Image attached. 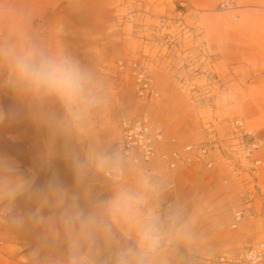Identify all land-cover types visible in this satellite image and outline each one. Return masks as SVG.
Returning <instances> with one entry per match:
<instances>
[{
	"label": "rangeland",
	"instance_id": "obj_1",
	"mask_svg": "<svg viewBox=\"0 0 264 264\" xmlns=\"http://www.w3.org/2000/svg\"><path fill=\"white\" fill-rule=\"evenodd\" d=\"M20 34L78 60L101 102L73 120L55 98L20 90L0 61V109L16 114L0 124V154L40 193L0 202V264H117L137 247L134 232L113 224L110 237L88 238L64 217L97 212L118 184L140 189L142 212L159 222L152 264H264V0H0V43ZM136 75L159 96L139 94ZM144 114L169 137L207 145L212 165L131 162L120 119ZM247 132L261 165L242 155ZM97 153L119 156L122 176L98 168Z\"/></svg>",
	"mask_w": 264,
	"mask_h": 264
},
{
	"label": "clouds",
	"instance_id": "obj_2",
	"mask_svg": "<svg viewBox=\"0 0 264 264\" xmlns=\"http://www.w3.org/2000/svg\"><path fill=\"white\" fill-rule=\"evenodd\" d=\"M0 61L7 64L9 74L20 90L36 98H55L73 120L85 118L101 102L95 77L85 66L70 55L46 52L28 43L22 34L10 43H0ZM15 119L14 111L0 109V124ZM94 159L98 168L122 176L119 156L97 153ZM149 183L145 178L142 186L147 187ZM48 190L58 192L59 186L51 181ZM27 193H33L32 179L23 173L13 157L0 154V202L12 204ZM144 203L140 189L118 184L101 209L88 215L78 209L69 211L64 217L65 224L88 238L97 233L110 237L113 224L125 225L135 233L137 247L122 248L117 264H152V254L160 246L161 228L155 217L142 212ZM13 219L22 223L20 217Z\"/></svg>",
	"mask_w": 264,
	"mask_h": 264
},
{
	"label": "built area",
	"instance_id": "obj_3",
	"mask_svg": "<svg viewBox=\"0 0 264 264\" xmlns=\"http://www.w3.org/2000/svg\"><path fill=\"white\" fill-rule=\"evenodd\" d=\"M136 90L142 96L150 98L158 97L159 93L146 77V75H136ZM242 126L241 120L235 123ZM120 144L125 156L136 165L149 167L153 163L160 162L171 170H191L198 163L211 166L212 162L207 160L209 148L207 145L196 142H180L176 137H169L165 129L159 124H153L147 115L138 117H124L120 119ZM253 140L246 141L242 138L239 147L242 155L251 159L255 165H261L263 159L256 156L260 150V144L252 132H247ZM244 209L235 212L233 225L236 226L243 218Z\"/></svg>",
	"mask_w": 264,
	"mask_h": 264
}]
</instances>
